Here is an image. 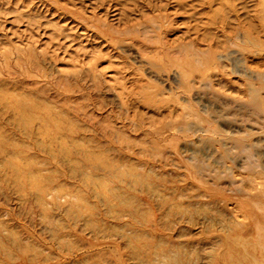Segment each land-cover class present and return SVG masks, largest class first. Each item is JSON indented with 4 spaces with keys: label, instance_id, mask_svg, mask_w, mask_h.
Here are the masks:
<instances>
[{
    "label": "rangeland",
    "instance_id": "374dc122",
    "mask_svg": "<svg viewBox=\"0 0 264 264\" xmlns=\"http://www.w3.org/2000/svg\"><path fill=\"white\" fill-rule=\"evenodd\" d=\"M0 264H264V0H0Z\"/></svg>",
    "mask_w": 264,
    "mask_h": 264
}]
</instances>
